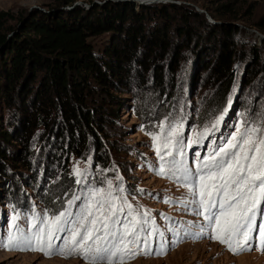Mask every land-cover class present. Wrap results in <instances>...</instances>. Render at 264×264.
<instances>
[{"label":"rangeland","instance_id":"rangeland-1","mask_svg":"<svg viewBox=\"0 0 264 264\" xmlns=\"http://www.w3.org/2000/svg\"><path fill=\"white\" fill-rule=\"evenodd\" d=\"M226 2L243 4L245 10L251 5L252 18L249 14H243L237 20L213 19L209 9L213 11L218 4ZM125 3L132 4L136 13H142L143 6L152 5L155 7L152 10H155L163 5L175 4L186 10L202 13L207 25L236 27L238 31L235 40L240 61L233 67L234 76L230 88L225 97L219 96L220 86L213 84L209 70L204 68L203 52L211 49L209 47L212 44L204 47L203 42L198 39L199 35L207 36L209 29H205L201 20L195 18L190 24L197 28V34L195 31L190 48L183 49V57L175 71V86L168 76L170 61L167 60L162 64L167 74V81L164 82L166 85L162 89L156 85L151 72L146 74L144 80L134 73L132 82L125 84L123 92L113 94L119 98L116 104L111 105V97L104 92L93 98L91 107L105 104L108 112L115 111L111 120L102 126L104 133L110 136L109 143L103 141L105 151L100 153L104 156V164H99L93 149L83 158L68 154V170L64 172L63 157L60 158L59 150L53 147L52 139L47 143L44 134L36 137L34 146L35 153H42L44 159L33 161L32 168L26 170L18 166L20 158L13 157H19L20 146L6 145L8 156L14 165L7 162L6 180L0 178V245H8V239L13 233L16 234V241L7 247L0 246V264H91L79 253L59 255L54 252L47 256L38 250L18 249L26 247L22 242L24 236H31L43 227V222L52 220L61 212L66 214L65 219L71 218L68 213L79 218L94 190L103 188L105 192L108 191V181H111L113 194L121 204L126 199L136 212L150 213L149 220L154 223L145 227L151 226L163 233L162 237L154 236L152 251H159L157 240L162 241L166 248L163 255L141 254L125 260L124 264H264V252L256 248L255 244L252 251L234 255L225 245L209 238L212 234L210 230L201 233L200 226L207 222L189 208L180 206L182 200H191L187 188L173 179L157 175L154 171L160 167L162 161L156 154V144L152 139L153 135H161L163 143V137L169 134L173 125H177L178 135L174 137V143L183 141L188 145L182 159L186 167L194 168L197 162L194 153L204 158L237 130L244 132L249 127H257L261 129L259 135L264 136V33L256 26L264 19V0H75L71 7L64 10L81 9L89 12L108 4L112 6ZM56 4L55 0H0V12H9L12 16L6 23V32L19 30L32 14L48 13L57 8ZM175 12L177 11H173L174 15H179V11ZM181 13L176 16L171 29L174 42H179L176 27L182 25ZM153 14L151 11L150 15ZM156 23L157 21H152L151 27L154 28ZM113 38L111 33L91 38L95 54L103 55L113 43ZM254 48L260 49L255 60L250 56ZM253 71L255 72L252 73ZM222 88L225 89L224 86ZM217 96L220 98L217 99ZM215 105L217 106L214 107ZM7 119L8 110L0 104V120ZM218 119L220 122L217 125ZM205 129H208V133L196 143L199 134ZM51 149L52 157H45ZM165 158L170 161L173 157ZM47 165L50 166L49 170L44 168ZM77 168L81 173L79 177L75 175ZM78 179L80 183H77ZM70 183L73 184L72 187ZM119 189H123V192ZM48 190L55 198L65 196V208L56 215L43 203ZM165 199L172 203L163 202ZM191 207L194 208L195 205ZM257 211L264 212V200L257 205ZM127 213L125 206L124 214L120 215L121 221L129 219ZM33 221L35 228L32 226ZM177 222L183 224L178 229L179 237L175 235ZM261 224H264V219L258 214L256 226ZM64 227L68 228L70 225L66 224ZM116 227L117 230L122 229V225ZM185 229L190 234H185ZM64 239L65 235L61 232L54 240V248H62L61 241ZM256 260L258 261L254 262ZM102 264H107V261Z\"/></svg>","mask_w":264,"mask_h":264},{"label":"trees","instance_id":"trees-1","mask_svg":"<svg viewBox=\"0 0 264 264\" xmlns=\"http://www.w3.org/2000/svg\"><path fill=\"white\" fill-rule=\"evenodd\" d=\"M55 1L56 9L32 14L19 30L10 33L5 26L12 16L0 12V104L8 110V119L0 120V178L6 180L7 162L13 164L6 145L20 146L19 157H13L20 158L18 166L28 170L33 161L44 159L42 153L38 155L34 151L36 137L44 134L47 143L52 139L53 147L63 157L64 172L68 170V154L83 158L94 149L99 164H104L100 153L105 151L103 141L109 143L110 136L102 126L115 111L108 112L105 104L91 107L93 98L104 92L111 97V105L116 104L119 98L113 94L122 93L134 73L144 80L151 72L162 89L167 81L162 64L167 60L170 61L168 76L175 86V71L183 49L190 48L197 29L191 26L192 19L201 20L203 27L209 29L207 36H197L204 47L212 44L211 49L203 52L204 68L209 70L213 84L220 86L219 96H226L233 81V67L240 61L235 40L238 29L233 25H207L202 13L175 4L155 10L152 5L143 6L142 13H146L143 15L128 3L108 4L84 12L64 10L75 0ZM248 6L245 10L243 4L226 2L209 12L215 20H237L243 14L252 18L251 5ZM173 11H179V15L183 11L182 25L176 27L179 42H174L171 36L173 21L179 16ZM152 21H157L154 28ZM256 26L264 33V19ZM107 33L113 34V43L103 55L95 54L91 38ZM259 52L260 49L254 48L250 56L255 60ZM53 149L45 157H52ZM49 167L44 168L49 170ZM64 197L55 198L48 190L43 203L56 215L65 208Z\"/></svg>","mask_w":264,"mask_h":264},{"label":"snow or ice","instance_id":"snow-or-ice-1","mask_svg":"<svg viewBox=\"0 0 264 264\" xmlns=\"http://www.w3.org/2000/svg\"><path fill=\"white\" fill-rule=\"evenodd\" d=\"M219 122L218 119L216 124ZM177 128V125L170 128L169 134L163 137V143L161 135L152 136L156 154L162 161L160 167L154 169L156 174L173 179L187 188L191 200H182L180 206L189 208L207 222L200 226L201 233L210 230L212 234L209 238L225 245L234 255L252 251L254 244L264 252V224L256 226L258 214L264 219V212L257 211V205L264 200V136L259 135L261 129L249 127L244 132L237 130L204 158L194 153L197 162L194 168H188L182 159L188 145L183 141L174 143V137L178 135ZM207 133L208 129H205L195 142L199 143ZM166 156L173 158L168 161ZM75 175H81L78 168ZM77 183H80L79 179ZM119 191L123 192V189ZM163 202L172 203L169 199ZM125 206L129 219L121 221L120 215L124 214ZM65 215L61 212L52 220L43 222V227L31 236H24L22 242L26 247L18 250H38L47 256L54 252L59 255L79 253L91 264H102L104 261L107 264H117V261L124 264L125 260L141 254L166 253L165 245L160 240H157L159 251H152L154 236L162 237L163 233L154 227H145L154 223L149 220L150 213L136 212L126 199L121 204L113 194L111 181H108L107 192L100 188L90 194L89 203L79 218L68 213L71 218L65 219ZM66 224L70 227L65 228ZM118 225H122V229L117 230ZM32 226L36 227L35 221ZM180 227L183 224L177 222V237L180 236ZM61 232L65 235L61 241L63 247L54 248V240ZM185 234H190L187 229ZM15 241L16 234L13 233L8 239V245H13Z\"/></svg>","mask_w":264,"mask_h":264},{"label":"bare ground","instance_id":"bare-ground-1","mask_svg":"<svg viewBox=\"0 0 264 264\" xmlns=\"http://www.w3.org/2000/svg\"><path fill=\"white\" fill-rule=\"evenodd\" d=\"M150 4H151V3H150ZM257 257H259V258H260V256H259V255H258ZM259 258H258V259H259ZM257 261H258V260L254 261V262H257ZM252 263H253V262H252Z\"/></svg>","mask_w":264,"mask_h":264}]
</instances>
